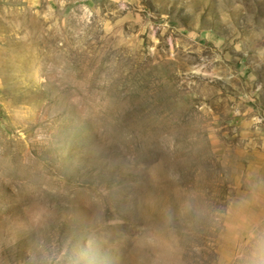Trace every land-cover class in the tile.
Here are the masks:
<instances>
[{
  "label": "rangeland",
  "instance_id": "rangeland-1",
  "mask_svg": "<svg viewBox=\"0 0 264 264\" xmlns=\"http://www.w3.org/2000/svg\"><path fill=\"white\" fill-rule=\"evenodd\" d=\"M0 264H264V0H0Z\"/></svg>",
  "mask_w": 264,
  "mask_h": 264
},
{
  "label": "clouds",
  "instance_id": "clouds-1",
  "mask_svg": "<svg viewBox=\"0 0 264 264\" xmlns=\"http://www.w3.org/2000/svg\"><path fill=\"white\" fill-rule=\"evenodd\" d=\"M151 242V241H150ZM163 247L165 248V250H168V251H170L171 250V245L170 244H168L167 242H164V245H163Z\"/></svg>",
  "mask_w": 264,
  "mask_h": 264
}]
</instances>
